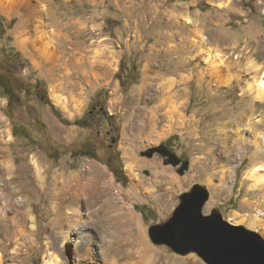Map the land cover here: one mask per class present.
<instances>
[{
    "label": "rangeland",
    "instance_id": "374dc122",
    "mask_svg": "<svg viewBox=\"0 0 264 264\" xmlns=\"http://www.w3.org/2000/svg\"><path fill=\"white\" fill-rule=\"evenodd\" d=\"M1 16L5 30L14 19L0 71L17 94L8 106L0 89V264H206L149 237L195 185L210 193L204 214L264 238V0H3ZM97 99L113 146L107 124L52 108L74 121Z\"/></svg>",
    "mask_w": 264,
    "mask_h": 264
},
{
    "label": "water",
    "instance_id": "95a60500",
    "mask_svg": "<svg viewBox=\"0 0 264 264\" xmlns=\"http://www.w3.org/2000/svg\"><path fill=\"white\" fill-rule=\"evenodd\" d=\"M209 199V191L201 185L185 192L172 217L149 228L152 242L181 256L197 254L206 264H264V238L225 220L217 209L204 214Z\"/></svg>",
    "mask_w": 264,
    "mask_h": 264
},
{
    "label": "trees",
    "instance_id": "16d2710c",
    "mask_svg": "<svg viewBox=\"0 0 264 264\" xmlns=\"http://www.w3.org/2000/svg\"><path fill=\"white\" fill-rule=\"evenodd\" d=\"M0 22H1L2 25H4L5 22H6V18L1 16L0 17ZM13 23H14V19H12L10 21V27L13 25ZM3 27L4 26H0V33H1V35H5L7 33V31H8V28H10V27H8L5 30V29H3ZM9 52H11V54L14 55L15 58L21 55V53L19 51L15 50L13 48H11V50ZM9 62L11 64H13L14 60L11 59ZM124 68H125V66L122 63L121 64V70L124 69ZM115 78L116 79H119L121 81V83H122L123 86L130 85L131 84V81H132V77L131 76H128L125 79V82L126 83L122 82V79L119 76V74H117L115 76ZM135 80L136 81H134V82L137 83L138 82L137 79H135ZM13 90L16 91V89H13ZM100 91H103V89H101ZM6 94H7V92L4 91V95L5 96H6ZM16 94H17V92H16ZM10 105H11V102H10L9 106ZM52 108H53L54 114L58 117V119L60 121H62L63 123L68 124V125H75V126H78V127L82 128V129H90V130H93L94 131V128L95 127H97V126L103 127L104 126L103 124H107L106 127H105L106 128V134L111 137V141L113 139H115V141H116V138L117 137L114 134L117 135L119 133V128H118V126L114 122L115 121L114 120V117L112 115H109V113L106 111V109L102 106L101 101L99 99L96 100L94 106H92V108L89 109L84 116L77 117L74 121H69V120L65 119L63 117L62 112L60 111V109L57 108L53 104H52ZM100 121H105V122H102L101 123ZM172 138L173 137H170L169 138V141L172 140ZM157 151L160 152V153H162V154H164L165 156L169 157L170 162H171V158H173V157L176 160H178V158L175 157V155L167 147H165V146L159 147L157 149ZM82 155L83 156H86L88 158L91 156L88 153H83ZM92 158L93 159H97L95 156H92ZM109 169L116 176L117 180L126 182L127 177L125 176L124 169H123L122 166H121V169H120L121 175H119L117 173V171H116L115 168L109 166ZM140 212L143 214L144 219H146L145 214L142 211H140Z\"/></svg>",
    "mask_w": 264,
    "mask_h": 264
},
{
    "label": "flooded vegetation",
    "instance_id": "af4514ba",
    "mask_svg": "<svg viewBox=\"0 0 264 264\" xmlns=\"http://www.w3.org/2000/svg\"><path fill=\"white\" fill-rule=\"evenodd\" d=\"M9 57L11 59L15 58V56L12 55V54H10ZM1 61H3V60H1ZM1 63H3V62H0V68H1V65H2ZM2 74L3 73H1V71H0V89L7 92L5 97L8 99V106H9L10 102L12 103V100H14V98H15L16 91L13 90L14 87L12 86V82L6 80L5 77ZM37 88H36V95L40 96V99L42 101L45 100V97H44V95H42L41 90L39 88L38 89ZM114 143H115V139L112 140V145L111 146H113ZM106 162H107L108 166L115 168L117 173L119 175H121V172H120L121 162H120V157L119 156L110 155L107 158Z\"/></svg>",
    "mask_w": 264,
    "mask_h": 264
},
{
    "label": "bare ground",
    "instance_id": "6f19581e",
    "mask_svg": "<svg viewBox=\"0 0 264 264\" xmlns=\"http://www.w3.org/2000/svg\"><path fill=\"white\" fill-rule=\"evenodd\" d=\"M25 1H28V0H25ZM0 2H3V0H0ZM33 12V10L32 9H30L29 10V13H32ZM212 57V56H211ZM213 59V58H212ZM214 60V59H213ZM208 61V60H207ZM209 61H210V59H209ZM208 61V62H209ZM222 64V63H221ZM220 64V65H221ZM256 87H257V90L259 91V94L261 95L260 97L262 98H264V71H263V75L259 78V80L257 81V84H256ZM8 131V130H7ZM7 141H11V138H12V136H11V133L8 131L7 132ZM6 140V139H5ZM260 152H261V158H264V150H260ZM3 163V162H2ZM5 168L4 169H6L7 171L6 172H10L11 171V165H10V162H9V160H6V162H5ZM95 169H99V168H97V167H95ZM262 170V167L261 166H255L253 169H252V175L255 173H258L259 171H261ZM58 178L59 177H57V176H55L54 177V186H56L57 185V183H58ZM264 181V180H263ZM258 182V181H257ZM260 182V181H259ZM66 198V197H65ZM70 198V197H69ZM5 200V199H4ZM63 200V199H62ZM65 202H67V203H69V205L71 204L72 205V203H75L76 202V198H70V199H65ZM62 205V204H61ZM76 226H78V223H74ZM86 238H88V236L86 237ZM78 251V250H77ZM80 253V252H79ZM48 260V259H47ZM45 264H60V261L58 260V259H52V260H49V261H47ZM115 264V263H114ZM118 264V263H117Z\"/></svg>",
    "mask_w": 264,
    "mask_h": 264
},
{
    "label": "crops",
    "instance_id": "0c3cea01",
    "mask_svg": "<svg viewBox=\"0 0 264 264\" xmlns=\"http://www.w3.org/2000/svg\"><path fill=\"white\" fill-rule=\"evenodd\" d=\"M95 92H96V90H95ZM95 92H94V93H95Z\"/></svg>",
    "mask_w": 264,
    "mask_h": 264
}]
</instances>
